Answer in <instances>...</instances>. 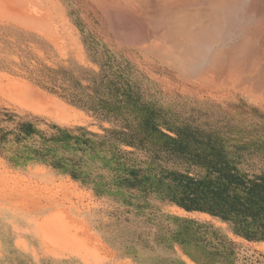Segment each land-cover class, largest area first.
I'll use <instances>...</instances> for the list:
<instances>
[{
  "label": "rangeland",
  "instance_id": "1",
  "mask_svg": "<svg viewBox=\"0 0 264 264\" xmlns=\"http://www.w3.org/2000/svg\"><path fill=\"white\" fill-rule=\"evenodd\" d=\"M57 1L62 51L1 10L0 264H264L259 234L182 204L183 176L264 179V97L138 63L89 0Z\"/></svg>",
  "mask_w": 264,
  "mask_h": 264
},
{
  "label": "bare ground",
  "instance_id": "2",
  "mask_svg": "<svg viewBox=\"0 0 264 264\" xmlns=\"http://www.w3.org/2000/svg\"><path fill=\"white\" fill-rule=\"evenodd\" d=\"M13 1L20 14L18 19L12 11L13 21L32 31L49 30L47 38L64 50L60 42L67 17L59 1L6 0L1 10L16 5ZM89 1L103 17L99 33L106 43L111 37L113 51L173 72L197 88L244 87L264 97V0ZM1 10V17L14 18ZM74 29L64 33L77 60L82 51Z\"/></svg>",
  "mask_w": 264,
  "mask_h": 264
},
{
  "label": "trees",
  "instance_id": "3",
  "mask_svg": "<svg viewBox=\"0 0 264 264\" xmlns=\"http://www.w3.org/2000/svg\"><path fill=\"white\" fill-rule=\"evenodd\" d=\"M232 170L230 167L228 173L212 170L218 176L207 181L183 176L187 180L185 200L189 204H182L223 218L233 216L246 237L256 238L259 234L264 239V179L245 180Z\"/></svg>",
  "mask_w": 264,
  "mask_h": 264
}]
</instances>
